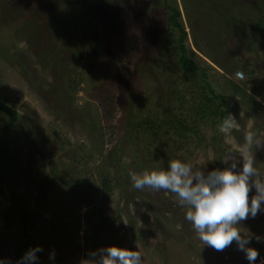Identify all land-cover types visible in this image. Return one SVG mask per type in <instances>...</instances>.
Returning a JSON list of instances; mask_svg holds the SVG:
<instances>
[{"label":"rangeland","instance_id":"obj_1","mask_svg":"<svg viewBox=\"0 0 264 264\" xmlns=\"http://www.w3.org/2000/svg\"><path fill=\"white\" fill-rule=\"evenodd\" d=\"M169 7L181 11L192 74L178 63ZM263 15L264 0H0V95L19 116L5 135L10 119L0 113V258L16 264L40 246L38 264H80L114 245L139 251L142 264H249L235 241L220 251L203 245L175 194L135 189L129 173L180 159L206 174L235 156L252 157L264 175V105L244 108L233 85L253 93L264 80ZM210 81L230 99L224 132L190 113ZM173 113L197 130L161 136L141 124ZM105 179L108 198L91 190ZM239 227L264 264V211Z\"/></svg>","mask_w":264,"mask_h":264},{"label":"clouds","instance_id":"obj_2","mask_svg":"<svg viewBox=\"0 0 264 264\" xmlns=\"http://www.w3.org/2000/svg\"><path fill=\"white\" fill-rule=\"evenodd\" d=\"M237 77L243 78L238 72ZM230 127L225 123L220 131ZM249 146L261 143L252 134L246 136ZM226 157L222 169H213L206 174L201 170L193 171V166L180 159H171L167 168L145 170L142 173L130 172L133 188L142 190H165L178 198L181 207L186 209L185 220L190 222L203 245L223 250L235 241L239 251L245 254L249 264H255L258 251L249 247L251 239L243 235L240 222L254 218L264 211V175L257 172L252 157ZM255 189L249 203V192ZM40 246L29 248L16 264H38L37 253ZM54 251L49 254L54 259ZM0 264H7L0 259ZM80 264H142L139 251L128 248L108 246L89 254Z\"/></svg>","mask_w":264,"mask_h":264},{"label":"trees","instance_id":"obj_3","mask_svg":"<svg viewBox=\"0 0 264 264\" xmlns=\"http://www.w3.org/2000/svg\"><path fill=\"white\" fill-rule=\"evenodd\" d=\"M169 11L171 13L170 23L173 25L175 29H177L179 33V43L178 49L180 51V58L178 60L179 65L183 68V71L188 74H192V72L198 70V65L194 61V58H190L189 56H195L194 52L190 50L185 45V39L188 37V33L185 30L183 24L180 21L181 11L175 7H169ZM259 32H264V15L258 21ZM191 52V54H189ZM241 69L247 73L248 77L252 79L253 72L249 69V66L244 64ZM242 73V71H240ZM200 76L202 79H206V75L204 71H200ZM253 80V79H252ZM204 84V83H203ZM235 93L239 96L238 102L242 104V106L247 108H252L257 112L262 105H264V80L261 81L257 88L253 89V93L247 92L246 88L249 84H237L234 82ZM244 85V86H243ZM200 96L204 95V102L202 101L198 106L196 104L192 105V117L196 121V123L202 122L207 123L209 121H214L213 119H217L219 124L227 123V116H229V107H230V99L227 96H224L215 89L213 83L210 81L206 82L200 88ZM174 96L178 99V103L180 104L179 108L184 107L186 97L181 94V92L175 88ZM8 98L0 95V113L5 114L10 121L6 123L4 127V134L8 135L14 125L18 122L19 116L18 112L8 105ZM180 110V109H179ZM181 111V110H180ZM174 114V113H173ZM256 117V114H254ZM142 126L146 127V129L154 134H159L161 136H180L182 137L186 133L190 131L197 130L196 126L194 128L191 124H188L182 117L174 114L168 116L166 121L163 123H153L149 118L147 120L141 121ZM190 125V126H189ZM260 128H263V123H260ZM139 151V150H138ZM144 169L152 170L148 166L143 167ZM130 170V169H129ZM64 184H66L63 180H61ZM94 190L99 195L102 194L103 198H108L112 192V186L110 179H105L102 181L101 185L94 184ZM30 224V215L27 210H23L21 214V226L24 231L28 230ZM23 255L19 254L21 258ZM2 259V258H0ZM8 261V260H6Z\"/></svg>","mask_w":264,"mask_h":264}]
</instances>
